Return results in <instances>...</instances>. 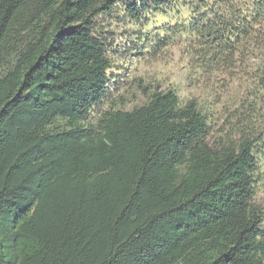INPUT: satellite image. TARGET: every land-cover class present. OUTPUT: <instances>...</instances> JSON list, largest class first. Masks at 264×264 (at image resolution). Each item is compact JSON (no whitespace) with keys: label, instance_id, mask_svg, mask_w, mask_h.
<instances>
[{"label":"trees","instance_id":"trees-1","mask_svg":"<svg viewBox=\"0 0 264 264\" xmlns=\"http://www.w3.org/2000/svg\"><path fill=\"white\" fill-rule=\"evenodd\" d=\"M174 1L0 0V264H264V94L216 144L172 89L92 117L110 67L98 18ZM184 3L177 29L207 76L263 50L264 0Z\"/></svg>","mask_w":264,"mask_h":264},{"label":"rangeland","instance_id":"rangeland-1","mask_svg":"<svg viewBox=\"0 0 264 264\" xmlns=\"http://www.w3.org/2000/svg\"><path fill=\"white\" fill-rule=\"evenodd\" d=\"M192 13L184 0H175L138 20L128 17L121 4L112 14L98 18L96 32L104 42L110 67L108 91L93 108V118L105 110H132L146 103L153 91L172 89L181 104L197 100L207 116L209 140L216 144L233 134L238 115L250 111V104L261 106L258 96L264 90L254 75L263 64L264 48L243 65L209 77L193 65L177 29L192 19ZM255 181L252 200L262 214L264 237V156L260 157Z\"/></svg>","mask_w":264,"mask_h":264}]
</instances>
